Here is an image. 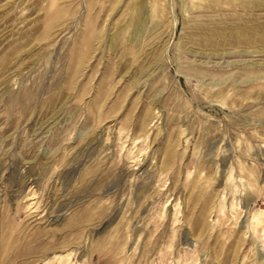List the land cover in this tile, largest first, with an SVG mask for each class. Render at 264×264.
Returning a JSON list of instances; mask_svg holds the SVG:
<instances>
[{
    "label": "rangeland",
    "instance_id": "obj_1",
    "mask_svg": "<svg viewBox=\"0 0 264 264\" xmlns=\"http://www.w3.org/2000/svg\"><path fill=\"white\" fill-rule=\"evenodd\" d=\"M0 264H264V0H0Z\"/></svg>",
    "mask_w": 264,
    "mask_h": 264
}]
</instances>
